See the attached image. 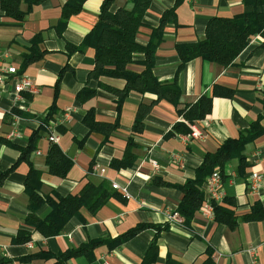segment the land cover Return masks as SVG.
Instances as JSON below:
<instances>
[{"label":"crops","instance_id":"obj_1","mask_svg":"<svg viewBox=\"0 0 264 264\" xmlns=\"http://www.w3.org/2000/svg\"><path fill=\"white\" fill-rule=\"evenodd\" d=\"M176 1L151 2L136 42L147 45L162 17L175 8L162 26L153 75L160 83L176 81L180 91L177 103L156 102L153 95L135 92L120 101L123 81L90 77L94 68L91 47L68 52V47H79L97 23L103 0H42L31 7L21 3L22 20L15 19L14 13L6 14L0 5V70L15 71L5 75L0 89V176L5 175L0 184V264H264V220H241L256 204L264 212L261 39L257 35L250 38L234 64L226 68L194 59L179 69L177 54L178 46L204 38L209 20L232 18L252 9L242 0H182L175 7ZM79 3L80 10L75 13ZM124 4L118 0L113 9L131 8ZM66 9L70 15L62 27ZM260 11L264 12V6ZM32 57L34 60L27 62ZM133 60L140 63L143 56L136 55ZM130 70L140 73L143 69L134 64ZM18 76L30 79L38 94L23 93L22 99L16 100L12 87ZM88 92L94 95L88 98ZM202 97L212 99L210 113L202 120L187 121L185 112ZM140 108L145 112L142 129L134 132ZM67 110L69 117L63 122ZM88 112L97 125L93 130L84 123ZM48 114V120L56 125V147L71 162L63 179L48 174L45 160L52 146L48 134L34 136ZM257 122L263 134L244 150L248 164L244 173L238 175L235 160L224 169L222 187L231 203L218 205L238 217L237 226L216 223L204 204L185 222L178 215L179 187L194 179L207 154H214L224 141L236 139ZM113 125L114 131L102 127ZM193 129L202 134L201 139L179 140ZM13 130L19 135L10 141L7 137ZM32 137L33 152L20 158ZM121 163L129 165L122 167ZM30 169L41 173L40 194L44 197L52 193L76 195L89 183L107 189L110 198L96 213L82 209L60 234L44 237L25 223L30 213L25 194ZM251 174L263 177L257 192L249 188ZM113 184L125 188L127 194L114 189ZM48 210L44 205L35 215L44 218ZM174 214L177 219L170 222L168 218ZM142 226L145 229L114 249L100 245L92 248L91 257L81 254L65 260L66 254L92 241H114ZM20 233L28 235L29 241L17 243Z\"/></svg>","mask_w":264,"mask_h":264},{"label":"trees","instance_id":"obj_2","mask_svg":"<svg viewBox=\"0 0 264 264\" xmlns=\"http://www.w3.org/2000/svg\"><path fill=\"white\" fill-rule=\"evenodd\" d=\"M42 0H2L0 5L6 14L14 13V18L22 20L24 15L18 8L21 3H27L28 7L34 6ZM118 0H103L98 21L85 36L79 47H68V52L73 50L82 51L86 48H92L94 53V68L90 77L94 79L109 78L121 80L125 83L124 89L119 93L120 101L124 100L130 93L150 94L156 97V102L161 100L177 103L180 97L176 81L169 83H160L153 75L154 56L157 46L162 41V34L165 22L169 16H173L175 8L171 9L161 19L160 27L152 31L150 41L143 46L136 42L139 29L143 27L142 19L153 0H123L124 5H130V9L120 7L113 9ZM182 0H177L175 7ZM81 2V1H80ZM245 7L252 10L248 13L232 18H214L208 21L204 38L195 44L182 45L177 47V54L180 58L179 69L187 62L194 59H201L206 62L220 65L224 68L234 64L240 53L246 48L247 41L258 36L261 39L264 48V12L260 9L264 6V0H242ZM81 3L78 4L74 12L80 10ZM69 8V7H68ZM70 10L66 9L63 13L61 26L64 27L66 20L70 15ZM10 16V15H9ZM136 55H142L143 61L134 62ZM30 58L27 62L33 61ZM139 65L142 72L135 73L130 70V66ZM80 92L78 98H82ZM93 92H88V98L93 96ZM264 105V95L262 99ZM212 99L202 97L198 103L191 106L184 114L189 122L204 119L211 111ZM49 114L43 122L40 129L35 132V138L40 133H47L44 127L50 122ZM145 112L139 109L136 122L133 127L134 132L142 129ZM93 115L88 112L84 123L90 130L95 129L97 125L93 124ZM104 129L114 131L116 125L102 126ZM98 129V128H96ZM176 131H179L175 127ZM188 131H184V133ZM263 130L260 125L254 123L248 129L240 132L236 139H228L222 143L214 154H207L201 165L195 171L193 180L187 181L179 187L182 193V200L178 205V215L188 222L200 209L204 203V185L208 177L218 172L225 180L224 169L232 161H237L238 175H242L248 164L244 156V150L247 145L252 144L261 137ZM131 141L128 142V145ZM33 137L27 147L20 151V158H26L34 150ZM45 165L48 174L59 179L66 178L70 168V160L64 156L56 145H52L47 153ZM129 165V163H128ZM127 163H121L120 166L127 167ZM5 175L0 176V184ZM42 187L41 173L30 169L25 183V194L29 198L30 213L25 220L27 226L34 231L39 232L44 237H54L60 234L67 222L74 217H78L82 209L89 213H96L103 207L110 198L107 189L102 186L95 187L89 183L76 195L61 197L55 193L48 196H42L40 189ZM231 203L223 199L222 204ZM44 205L48 206V213L44 218H38L35 214ZM214 220L218 224H223L229 228H235L238 224V217L235 214L218 204H213ZM242 222L262 221L264 212L259 205H255L249 214L241 218ZM145 229V226L137 227L128 235L118 238L114 241H92L82 246L78 251L69 252L65 260L70 257L88 254L91 257V250L100 245H106L109 249H114L125 241L132 238L135 234ZM28 235L22 233L18 235L16 242H28Z\"/></svg>","mask_w":264,"mask_h":264},{"label":"built area","instance_id":"obj_3","mask_svg":"<svg viewBox=\"0 0 264 264\" xmlns=\"http://www.w3.org/2000/svg\"><path fill=\"white\" fill-rule=\"evenodd\" d=\"M6 74H15V71L13 69H8V70H0V89L3 87L4 80H5V75ZM12 92L16 98V100H21V95L23 93H28L31 96H36L38 94V90L35 87V85L32 83V81L24 76H18L15 79V82L12 87ZM69 117V110L65 111L62 115L61 121H66ZM55 123H49L44 129L46 130L48 134V141L52 145H57L59 138L53 132ZM18 131L13 130L7 137L8 140L14 141L16 138H18ZM202 138V134L196 130L193 129L192 132L185 137H179V140L183 143H187L189 140H199ZM152 165L154 168H157V165L155 162L152 161ZM263 182V177L259 174H251L249 176L248 180V185L251 191L257 192L260 190L261 184ZM230 183H232L230 181ZM223 180L222 177L218 172L213 173L210 177L207 178L205 185H204V208L206 211L212 216L213 218V204H220L222 203L223 199L225 198V193L223 190ZM114 189H120L125 195L126 189L121 188L116 184H113ZM177 219V214H174L168 218L170 222L174 221ZM30 246V245H29ZM251 253L254 254L252 251ZM9 264H14V263H9Z\"/></svg>","mask_w":264,"mask_h":264}]
</instances>
